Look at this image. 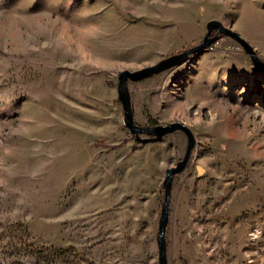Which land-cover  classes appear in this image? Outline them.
<instances>
[{"label":"rangeland","instance_id":"rangeland-1","mask_svg":"<svg viewBox=\"0 0 264 264\" xmlns=\"http://www.w3.org/2000/svg\"><path fill=\"white\" fill-rule=\"evenodd\" d=\"M263 9L0 0V264H158L162 183L187 139L137 142L117 76L198 45L210 20L264 62ZM128 87L138 125L179 122L195 138L172 183L167 264H264V72L222 37Z\"/></svg>","mask_w":264,"mask_h":264},{"label":"water","instance_id":"water-1","mask_svg":"<svg viewBox=\"0 0 264 264\" xmlns=\"http://www.w3.org/2000/svg\"><path fill=\"white\" fill-rule=\"evenodd\" d=\"M206 33L202 41L189 49H186L177 54L171 55L158 61L156 64L144 67L136 71H121L117 76V97L122 107L123 124L134 136L137 142L158 141L164 136L181 132L186 136L187 145L184 156L175 163L172 167L166 170L165 178L162 183L163 187V202L161 205L160 216L158 220V230L156 236L157 250H158V264H167L166 258V228L169 219L170 210V194L172 183L175 175L180 174L186 167L191 151L195 145V138L191 130L182 123L172 122L166 125H138L134 121L133 110L131 106L129 83H136L168 69L179 67L188 62L191 57L199 55L210 49L222 37L233 39L240 45L243 52L249 57L252 66L259 72H264V62L260 59L255 50L235 31L224 26L217 20H210L206 23ZM215 35L211 36L213 32ZM140 135L147 136L141 139Z\"/></svg>","mask_w":264,"mask_h":264},{"label":"flooded vegetation","instance_id":"flooded-vegetation-1","mask_svg":"<svg viewBox=\"0 0 264 264\" xmlns=\"http://www.w3.org/2000/svg\"><path fill=\"white\" fill-rule=\"evenodd\" d=\"M216 34V32L214 31L213 33H212V35L211 36H213V35H215Z\"/></svg>","mask_w":264,"mask_h":264},{"label":"crops","instance_id":"crops-1","mask_svg":"<svg viewBox=\"0 0 264 264\" xmlns=\"http://www.w3.org/2000/svg\"><path fill=\"white\" fill-rule=\"evenodd\" d=\"M264 0H261V2H263ZM263 11H264V9H263Z\"/></svg>","mask_w":264,"mask_h":264}]
</instances>
